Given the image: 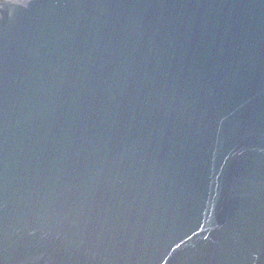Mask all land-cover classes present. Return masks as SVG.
Segmentation results:
<instances>
[{"label": "water", "instance_id": "1", "mask_svg": "<svg viewBox=\"0 0 264 264\" xmlns=\"http://www.w3.org/2000/svg\"><path fill=\"white\" fill-rule=\"evenodd\" d=\"M0 264H264V0H0Z\"/></svg>", "mask_w": 264, "mask_h": 264}]
</instances>
